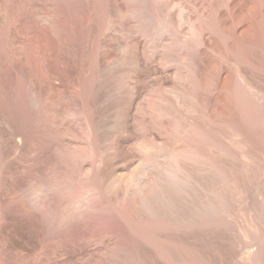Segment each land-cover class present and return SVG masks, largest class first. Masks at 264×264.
I'll use <instances>...</instances> for the list:
<instances>
[{"label": "rangeland", "instance_id": "1", "mask_svg": "<svg viewBox=\"0 0 264 264\" xmlns=\"http://www.w3.org/2000/svg\"><path fill=\"white\" fill-rule=\"evenodd\" d=\"M0 264H264V0H0Z\"/></svg>", "mask_w": 264, "mask_h": 264}, {"label": "bare ground", "instance_id": "2", "mask_svg": "<svg viewBox=\"0 0 264 264\" xmlns=\"http://www.w3.org/2000/svg\"><path fill=\"white\" fill-rule=\"evenodd\" d=\"M162 22V21H161ZM190 28V27H189ZM182 37V36H181ZM184 40V39H183ZM178 41V40H177ZM207 49V48H206ZM203 60V59H202ZM207 64V63H206ZM175 67V66H174ZM177 67V66H176ZM190 67V66H189ZM175 71V70H174ZM180 72V71H179ZM169 74H171V73H169ZM185 74V73H184ZM193 74V73H192ZM123 78V77H122ZM196 81V80H195ZM196 83H197V81H196ZM198 84V83H197ZM243 85V84H242ZM73 86H75V85H73ZM188 87V86H187ZM138 90V89H137ZM221 90V89H220ZM158 91H159V89H158ZM157 91V92H158ZM76 93V92H75ZM156 94V93H155ZM157 95V94H156ZM194 95V94H193ZM169 105V104H168ZM249 111V110H248ZM159 112V111H158ZM183 112V111H182ZM127 113V112H126ZM181 113V112H180ZM121 116V115H120ZM131 118V117H130ZM163 119V118H162ZM168 122V121H167ZM195 122V121H194ZM156 124V123H155ZM164 124V123H163ZM201 124V123H200ZM158 125V124H157ZM160 125V124H159ZM190 125V124H189ZM192 125V124H191ZM165 126V125H164ZM164 126H163V128H164ZM205 126V125H204ZM191 127H193V126H191ZM165 128H167V127H165ZM178 128V127H177ZM180 128V127H179ZM196 128V127H195ZM64 129V128H63ZM162 129V128H161ZM87 131V130H86ZM170 131V130H169ZM187 131V130H186ZM151 133V132H150ZM186 133V132H185ZM87 134V133H86ZM190 134V133H189ZM156 135V134H155ZM222 135V134H221ZM85 136V135H84ZM99 136V135H98ZM184 136V135H183ZM189 136V135H188ZM205 136H206V134H205ZM57 138V137H56ZM88 138V137H87ZM142 138V137H141ZM155 138V137H154ZM179 138V137H178ZM78 139V138H77ZM144 139V138H143ZM151 139V138H150ZM149 139V140H150ZM190 139H192V138H190ZM61 140V139H60ZM80 140V139H79ZM97 140V139H96ZM152 140V139H151ZM179 140V139H178ZM185 139H183V141H184ZM195 141H197V140H195ZM141 142V141H140ZM150 142H152V143H141V144H139V146H138V149L141 151V152H143L144 154H145V156H146V159H145V161L139 166V168H132V169H134V172H133V174H134V176H133V174H130L131 176V178L129 177V175L127 176L129 179L127 180V181H124L126 184H127V187L128 188H131V189H135V190H137L136 189V187L138 186V184H139V182H140V180H141V178L143 177V175H145V171L148 169V168H150V166H153V165H157V163L156 162H158V158H159V156L158 157H156L157 156V154H158V152L157 151H159V150H157V146H155V145H157L156 144V142H155V140H153V141H150ZM184 142H186V140L184 141ZM190 142V141H189ZM192 142V141H191ZM216 142V141H215ZM222 142V141H221ZM139 143V142H138ZM179 143V142H178ZM137 144V143H136ZM162 144V143H161ZM188 144V143H187ZM193 144H195V142L193 143ZM213 144H215V143H213ZM159 145V144H158ZM189 146H191L190 144H188ZM187 146V145H186ZM196 146V145H195ZM203 146V145H202ZM218 146V145H217ZM132 147H133V145H132ZM137 147V146H136ZM136 147H133V149L134 148H136ZM183 147V146H182ZM228 147V146H227ZM130 148V147H129ZM159 148V147H158ZM192 148H194L195 149V147L193 146ZM213 148V147H212ZM123 149V148H122ZM178 149V148H177ZM180 149V148H179ZM221 149V148H220ZM224 149V148H223ZM127 150V149H126ZM131 150V149H130ZM155 150H157V151H155ZM181 150V149H180ZM183 150V149H182ZM186 150V149H185ZM184 150V151H185ZM188 150V149H187ZM204 149H202V151H203ZM136 151V150H135ZM161 151V150H160ZM159 151V152H160ZM162 152V151H161ZM160 152V153H161ZM160 153L158 154V155H160ZM170 152H168V154H166L165 156H166V159L168 158V160H169V164H168V166H166V168L163 170V175L162 174H160V175H162V177H159V178H161V179H158V180H160L159 182H161V181H163L161 184H165L166 183V186H168V185H170L169 186V188H167V189H170V187L171 186H173L172 188H173V190L175 189V194L177 193V194H179V196H180V198L182 199L183 198V196H185V198H187L188 196L190 197V195L188 194H186L185 192H186V190H185V188H184V186H186V185H189V181H192L191 180V178L190 177H192V176H189L188 174H186V173H188L189 171V168H187V165L188 164H190V165H197V167L199 166V168H198V170L201 168L200 167V164H201V166L203 167V166H205L206 165V163H205V161H203V159H202V157H201V154L199 155L198 154V152L196 153V152H190V153H181V152H176V151H171V153L169 154ZM209 154V153H208ZM152 155H153V161L155 162H153L152 161ZM210 155V154H209ZM208 155V156H209ZM227 155V154H226ZM143 156V155H142ZM151 156V157H150ZM102 157V156H101ZM140 157V156H139ZM228 157V156H227ZM150 158V159H149ZM155 159H156V161H155ZM161 160V159H160ZM211 160V159H210ZM140 161V160H139ZM165 161V160H164ZM213 162V161H212ZM99 163H100V161H99ZM98 164V163H97ZM202 164H204V165H202ZM215 164V163H214ZM208 165V164H207ZM206 165V166H207ZM107 166V165H106ZM135 166H136V164H135ZM162 166V165H161ZM212 166V165H211ZM222 166V165H221ZM126 167V166H125ZM131 167V166H130ZM134 167V166H133ZM165 167V166H164ZM196 167V166H195ZM197 167L195 168V169H197ZM209 167V165L207 166V168L206 169H209L208 168ZM99 168H100V166H99ZM98 168V169H99ZM104 168V167H103ZM188 170H187V169ZM193 168V167H192ZM205 168H202L201 169V171H203V169L205 170ZM127 169V168H126ZM160 169V168H159ZM122 170V169H121ZM154 170V169H153ZM194 170V169H193ZM218 170V169H217ZM216 170V171H217ZM223 170V169H222ZM88 171V170H87ZM130 171V170H129ZM128 171V172H129ZM188 171V172H187ZM195 171V170H194ZM193 171V172H194ZM200 171V172H201ZM209 170H207V172H208ZM102 172V171H101ZM110 172V171H109ZM153 172V171H152ZM199 172V173H200ZM204 172V171H203ZM206 172V171H205ZM210 172V171H209ZM208 172V173H209ZM190 173V172H189ZM213 173H214V171H213ZM222 173V172H221ZM113 174V173H112ZM120 174H121V172H120ZM194 174H195V172H194ZM194 174H191V175H194ZM196 174H197V172H196ZM207 174V173H206ZM228 174V173H227ZM114 175V174H113ZM125 175V174H124ZM198 175V174H197ZM196 175V176H197ZM209 175V174H208ZM221 175H223V173L221 174ZM120 176V175H119ZM133 176V177H132ZM187 176H189V177H187ZM196 176H194V177H196ZM201 176V175H200ZM217 176H219V175H217ZM224 176V175H223ZM115 177V176H114ZM206 177V176H205ZM80 178V177H79ZM123 178V177H122ZM134 178V179H133ZM147 178V177H146ZM200 178V177H199ZM223 178H225V177H223ZM113 179V178H112ZM118 179V178H117ZM124 179H126V178H124ZM152 179V178H151ZM193 179V178H192ZM201 179V178H200ZM113 180H115V179H113ZM113 180H112V183H113ZM119 180V179H118ZM194 180V179H193ZM209 180H211V179H209ZM208 180V181H209ZM221 180V179H220ZM226 180V179H225ZM107 181V180H106ZM117 181V180H116ZM123 180L121 179V182H122ZM149 181V180H148ZM201 181V180H200ZM228 181V180H227ZM115 182V181H114ZM123 182V183H124ZM159 182H157L158 183V185L157 186H160L161 184L159 183ZM193 182V181H192ZM191 182V183H192ZM197 182V181H196ZM203 182V181H202ZM205 182H207V181H205ZM215 182V181H214ZM213 182V183H214ZM111 183V182H110ZM119 183V182H118ZM156 183V184H157ZM191 183H190V185H191ZM201 183V182H200ZM199 183V184H200ZM217 183V182H216ZM219 183V182H218ZM143 184V183H142ZM152 184V183H151ZM155 184V183H154ZM193 184V183H192ZM206 184V183H205ZM103 185V184H102ZM114 185V184H113ZM115 185H116V183H115ZM137 185V186H136ZM163 185H161V186H163ZM189 185V186H190ZM228 185V184H227ZM117 186V185H116ZM126 186V185H125ZM165 186V185H164ZM165 186V187H166ZM195 185L193 184V187H194ZM200 186V185H199ZM202 186V185H201ZM154 187V186H153ZM76 188V187H75ZM122 188V187H121ZM160 188H162V187H160ZM171 188V189H172ZM184 188V189H183ZM187 189H188V187H186ZM190 188V187H189ZM195 188V187H194ZM209 188H211V187H209ZM208 187H207V192H205V193H208V189H209ZM215 188V187H214ZM106 189V188H105ZM104 189V190H105ZM117 189H118V187H117ZM166 189V188H165ZM202 189V188H201ZM203 189H206V188H204L203 187ZM212 189V188H211ZM226 189V191H227V188H225ZM224 189V190H225ZM110 190V189H109ZM120 189H118V191H119ZM125 190V189H124ZM123 190V191H124ZM156 190H157V188H156ZM164 190V189H163ZM192 190V189H191ZM212 190H215V189H212ZM212 190L210 191V189H209V191L210 192H212ZM116 191V190H115ZM126 191V190H125ZM154 191V190H153ZM160 191V190H159ZM188 191V190H187ZM193 191V190H192ZM195 191H197L196 189H195ZM204 191V190H203ZM93 192V191H92ZM165 192V191H164ZM164 192H161V193H163L164 194ZM171 192H173L172 190H171ZM171 192H170V194H171ZM173 192V193H174ZM201 192V191H200ZM220 192V191H219ZM110 193V192H109ZM134 193H136V192H134ZM172 193V194H173ZM187 193H189V192H187ZM193 193H194V191H193ZM199 193V192H198ZM203 193V192H202ZM214 193V192H213ZM213 193H211V194H209L208 193V195H210L211 196V199L209 198V199H206V198H208V197H210V196H208L207 194H205V195H207L208 197H206L205 195H203V197H202V195L200 196V198L202 197V199L204 198V199H206L207 201L209 200V201H212V199L215 197V196H217L218 197V195H217V193H215V196H213ZM108 193H106V195H107ZM112 194V193H111ZM130 194H131V192H130ZM141 194H142V192H141ZM152 194H154V193H152ZM160 194V193H159ZM163 194H161V195H163ZM166 194V193H165ZM168 194V193H167ZM166 194V195H167ZM186 194V195H185ZM190 194H191V192H190ZM201 194V193H200ZM33 195V194H32ZM76 195V194H75ZM109 195V194H108ZM123 195V194H122ZM128 195V194H127ZM161 195H159V196H161ZM165 195V196H166ZM174 195V194H173ZM172 195V196H173ZM194 195V194H193ZM228 195V194H227ZM116 196H117V194H116ZM121 196V195H120ZM148 196H149V194H148ZM156 196V195H155ZM154 196V197H155ZM157 196H158V194H157ZM178 196V195H177ZM178 196V197H179ZM187 196V197H186ZM196 196H197V194H196ZM77 197V196H76ZM86 197V196H85ZM108 197V196H107ZM152 197V196H151ZM167 197H168V195H167ZM164 198V195H163V198L162 199H164V201L163 200H161V201H163V202H160V203H162V204H160V203H157L158 201H156V200H154V201H156V204H160L159 206H161V205H164V207L165 208H169L170 209V207L169 206H171V200H168V198ZM171 197V196H170ZM169 197V198H170ZM188 197V198H189ZM206 197V198H205ZM82 198V197H81ZM80 198V199H81ZM110 198V197H109ZM131 198V197H130ZM145 198V197H144ZM153 198V197H152ZM159 198V197H158ZM174 198H176V195H175V197ZM190 198H192V196L190 197ZM198 198V197H197ZM218 198H220V197H218ZM218 198L216 199V200H218ZM72 199V198H71ZM119 199V198H118ZM121 199H122V197H121ZM125 199H127V198H125ZM149 199V198H148ZM147 199V200H148ZM166 199H167V201H166ZM178 199V198H177ZM176 199V200H177ZM180 199V200H181ZM194 199H196V198H194ZM199 199V198H198ZM198 199H196V200H198ZM203 199V200H204ZM138 200H139V198H138ZM179 200V201H180ZM188 200V199H187ZM189 200H191V199H189ZM188 200V201H189ZM200 200V199H199ZM198 200V201H199ZM202 200V202H201V204L199 205L198 204V206H197V203H198V201H196L197 203L195 204V206H193V208L194 207H199L200 206V208H195V209H198L197 211H195V212H192L191 210H193L194 211V209L192 208L190 211L192 212V213H196L195 215H197V216H201L204 212H205V215H207L208 213H206V212H212L211 210H213L214 208H213V205H211V210H210V205L209 204H211L212 202H210V203H208L206 200H204L203 201ZM75 201V200H74ZM153 201V202H154ZM171 201V202H170ZM188 201H186V202H188ZM194 201V200H193ZM220 201V200H219ZM119 202H122V201H119ZM142 201H140V203H141ZM146 202V201H145ZM148 202H149V200H148ZM148 202L146 203V204H148ZM152 202V201H151ZM150 202V207H152L151 206V204L153 203H151ZM170 204H169V203ZM173 202H174V200H173ZM181 202V201H180ZM184 202V201H183ZM190 202H192V200L190 201ZM203 202H205V203H203ZM179 203V202H178ZM194 203H195V201H194ZM199 203H200V201H199ZM154 204V203H153ZM175 205H174V208H175V206L177 205L178 206V204H176V203H174ZM188 204H190V203H187V205ZM213 204H215V203H213ZM126 205V204H125ZM131 205V204H130ZM147 205V207L149 208V206ZM155 205V204H154ZM173 205V204H172ZM183 205V204H182ZM185 206H186V203L184 204ZM194 205V204H193ZM223 205V204H222ZM124 206V205H123ZM138 206V205H137ZM158 206V208H160ZM181 206V205H180ZM188 206H191V205H188ZM187 207V206H186ZM192 207V206H191ZM107 208V207H106ZM126 208V207H125ZM131 208V207H130ZM155 208V207H154ZM156 208H157V206H156ZM161 208H162V206H161ZM165 208L164 209H162V210H165ZM171 208H173V206L171 207ZM184 208V207H183ZM188 208V207H187ZM118 209H119V207H118ZM136 209V208H135ZM147 209V208H146ZM64 210V209H63ZM120 210V209H119ZM131 210V212H132V208L130 209ZM150 210H152L151 208H150ZM154 210V209H153ZM152 210V211H153ZM159 211H160V209H158ZM157 210V211H158ZM180 209H178V211H179ZM186 211H187V209H185ZM73 211V210H72ZM137 211V210H136ZM141 211H143V210H141ZM158 211V212H159ZM166 211V210H165ZM175 211V210H174ZM184 211V210H183ZM127 212V211H126ZM156 212V211H155ZM167 212V211H166ZM171 212V211H170ZM176 212H177V210H176ZM180 212V211H179ZM221 212V211H220ZM123 213H124V211H123ZM135 213H137V212H135ZM168 213V212H167ZM175 213V212H174ZM181 213H183V212H181ZM188 213V212H187ZM186 213V214H187ZM213 213V212H212ZM134 214V213H133ZM138 214V213H137ZM145 213L143 212V215H144ZM166 214V213H165ZM164 214V215H165ZM169 214V213H168ZM167 214V215H168ZM172 214H173V210H172ZM171 214V215H172ZM178 214V213H177ZM189 214V213H188ZM187 214V215H188ZM191 214V213H190ZM193 214V216H195ZM211 214V213H210ZM209 214V215H210ZM214 214V213H213ZM140 215V214H139ZM149 215V214H148ZM159 215V214H158ZM181 215H183V214H181ZM209 215H207V216H209ZM146 216V215H145ZM174 216V215H173ZM190 216V215H189ZM197 216H195L196 217V219H197ZM203 216H204V214H203ZM202 216V217H203ZM212 216H214V215H212ZM129 217V216H128ZM157 217V216H156ZM159 217V216H158ZM169 217V216H168ZM171 217V216H170ZM186 217V216H185ZM206 217V216H205ZM211 217V216H210ZM130 219H131V217H129ZM133 218V217H132ZM135 218H136V216H135ZM137 218H138V216H137ZM146 218H147V216H146ZM145 218V219H146ZM154 218H155V216H154ZM162 218V217H161ZM164 218V217H163ZM174 218V217H173ZM181 218V217H180ZM200 218V217H199ZM220 218V217H219ZM113 219V218H112ZM172 219V218H171ZM176 219V218H175ZM188 219V218H187ZM115 220V219H114ZM137 220V219H136ZM161 220V219H160ZM164 220V219H163ZM168 220H170V219H168ZM183 220H185V218L183 219ZM189 220V219H188ZM204 220H206V219H204ZM162 221V220H161ZM186 221V220H185ZM118 222V221H117ZM122 222V221H121ZM151 222V221H150ZM177 222V221H176ZM196 222V221H195ZM175 223V222H174ZM173 223V224H174ZM186 223H187V221H186ZM156 224V223H155ZM170 224V223H169ZM185 224V223H184ZM189 225V224H188ZM213 225V224H212ZM117 226V225H116ZM140 226V225H139ZM173 226V225H172ZM180 226V225H179ZM178 226V227H179ZM195 226V225H194ZM146 227V226H145ZM225 227V226H224ZM144 228V227H143ZM173 228V227H172ZM175 228V227H174ZM123 229H124V227H123ZM140 229V228H139ZM147 229V228H146ZM161 229V228H160ZM138 230V229H137ZM141 230V229H140ZM176 230V229H175ZM210 230V229H209ZM206 231V230H205ZM227 231V230H226ZM192 232V231H191ZM125 233V232H124ZM143 234V233H142ZM162 234V233H161ZM158 235V234H157ZM160 235V234H159ZM129 236H131V235H129ZM128 240V239H127ZM159 240V239H158ZM139 243V242H138ZM90 244V243H89ZM95 244V243H94ZM160 245V244H159ZM155 246V245H154ZM161 248V247H160ZM168 248V247H167ZM168 250V249H167ZM164 251V250H163Z\"/></svg>", "mask_w": 264, "mask_h": 264}]
</instances>
